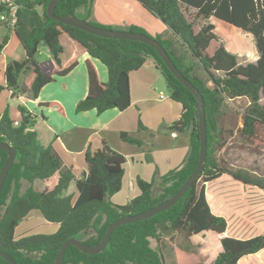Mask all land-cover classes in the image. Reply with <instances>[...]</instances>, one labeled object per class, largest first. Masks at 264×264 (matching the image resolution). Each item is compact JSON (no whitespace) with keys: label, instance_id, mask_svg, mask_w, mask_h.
<instances>
[{"label":"trees","instance_id":"trees-1","mask_svg":"<svg viewBox=\"0 0 264 264\" xmlns=\"http://www.w3.org/2000/svg\"><path fill=\"white\" fill-rule=\"evenodd\" d=\"M88 1L92 0H61L55 14L77 17V9ZM134 1L166 26L171 35L165 38L158 35L153 39L202 96L206 160L200 174L169 209L146 220L117 227L100 254H84L75 247H67L61 264H165L160 246L157 249L150 246V239L160 243V229L181 234L186 242L208 233H225L226 220L213 215L207 204L206 183L228 175L245 186L264 191L263 177L232 166L219 154L227 137H237L253 150H264V103H261L264 101V0ZM49 2L18 0L13 35L24 51V59L6 64L0 95L8 90L12 96L26 95L37 99L42 88L55 77L68 74L75 64L60 67L63 53L60 37L64 35L107 71V82L101 83L91 63L85 62L87 94L77 103L75 111H95L97 114L112 109L124 111L130 105L128 76L150 59L165 80L169 99L178 103L182 110L180 117L167 126L166 131L186 136L189 152L180 170L169 172L158 182L137 178L139 195L119 206L112 203L111 198L121 190L123 155L104 141L97 150L88 147L82 154L85 172L75 178L72 169L64 165L51 145L39 144L35 132L31 131L34 125L32 115L19 107L20 122L15 126L6 109L0 114V142L14 148L17 156L0 191V252L7 254L16 264H54L61 245L69 238L88 247L97 245L114 221L141 214L172 197L195 170L199 158L196 101L171 74L156 51L141 42L102 38L52 20L46 14ZM77 18L87 22L86 17ZM211 18L249 34L258 55L256 62L240 64L222 44L209 55L206 50L210 42H218L213 33L214 26L208 23ZM201 21L204 24L195 32L194 24ZM126 32L147 35L137 26H130ZM7 40L6 37L0 42V51ZM40 48L47 49L58 67L56 72L45 74L41 70L36 60ZM28 74L33 75L31 84H20V77ZM240 98L246 99L245 106L229 104ZM42 106L53 107L54 103ZM137 129L146 130L140 121ZM120 139L136 146L143 144L126 133H121ZM6 159L7 153L0 150V170ZM36 182L44 185L42 189L34 187ZM71 183H74L75 194H63ZM23 186L26 188L21 192ZM156 186L159 187L157 191ZM32 212L57 226L56 230L52 234L17 236V227ZM219 244L221 251L211 264H239L243 257L264 249V233L243 240L223 237ZM0 264L8 263L0 257Z\"/></svg>","mask_w":264,"mask_h":264},{"label":"crops","instance_id":"crops-1","mask_svg":"<svg viewBox=\"0 0 264 264\" xmlns=\"http://www.w3.org/2000/svg\"><path fill=\"white\" fill-rule=\"evenodd\" d=\"M99 3L98 0L97 5ZM208 23L214 26L213 33L218 37V42H210L209 46L214 44L215 47L213 46L207 52L209 55H212L215 48L222 44L229 53L236 56L240 64L256 62L258 55L254 46H250L248 51L242 46L233 45L230 40L225 42L222 35H220L223 32L219 30L218 26L226 24L213 18ZM7 31L9 30L0 22V42L4 38H8L0 54L5 53L12 45V41L16 39L13 33L7 35ZM162 32L165 33L161 35L168 37L171 35L164 25L162 26ZM60 43L63 46V53L60 56V67L65 68L72 63L75 64V67L65 76L55 77L53 82L42 88L37 99H32L26 95L12 96L11 91H4L0 95V114L7 109L10 119L15 126H18L20 122L18 108L23 107L29 112L34 118V125L31 131L35 132L39 144L42 146L51 145L64 165L72 169L75 178H79L85 172L86 167L82 154L88 147L92 151L97 150L100 148L101 142L104 141L112 150L123 155L125 163L123 165L124 175L121 190L111 198L112 203L115 205H125L139 195L136 186L137 178L145 182H151L152 180H157L156 182H158L160 177L167 175L169 172L180 170L189 152V140L184 135L168 133L166 128L180 117L182 110L178 103L170 99L165 100L161 106L152 104L155 90L163 89L166 86L165 80L155 68L153 61L148 59L142 68L129 74L130 105L127 109L124 111L112 109L102 114H97L95 111L77 113L75 111L76 105L85 98L88 89L85 62L89 61L91 63L101 83L107 82V71L99 61L90 58L82 48L74 44L66 36L60 37ZM41 49L45 54L44 64L49 65V69L44 71L41 63L38 62L41 70L45 74L56 72L58 67L50 58L47 49ZM42 52L39 50L38 53L43 54ZM249 53H251V56ZM6 64L7 62L2 59L0 62L1 84L5 82L4 69ZM22 76L20 84L24 83L29 86L33 75ZM234 101H244V104H247L246 99L243 98ZM231 102L233 101L229 103ZM45 103H54V106H42ZM139 121L146 128L145 131H138ZM121 133H126L139 139L143 143L142 146L123 142L120 139ZM223 158L226 159L224 156ZM226 161L232 162L228 158ZM231 165L234 166L235 163L232 162ZM210 184H213V188ZM207 186H210V191L209 189L207 190ZM242 188L243 190H241ZM248 188L249 186L235 181L228 175H223L205 184V197L211 213L215 216H222L227 223L225 233L222 235L216 234L218 240L225 237L228 233L236 236L232 238L242 236L238 235L241 234V231L234 233L231 232V228L235 224L237 226L239 222H242L243 218L245 219L248 214V210L243 208L242 200L245 197L244 191L246 189V192H248ZM231 189L237 190V196L240 197V201L236 200L238 202L236 203L232 200L235 204L228 206V211L223 212L220 207V198L232 199V195L229 197V190ZM238 191H241V193H238ZM71 194H75V191ZM121 194L123 196L120 197ZM233 205H235V208L232 207ZM33 213L24 221L30 220ZM233 217H237L239 220L233 223ZM212 234L208 233L202 236L201 239ZM160 248L162 247L160 246ZM246 257H253L257 261L262 260L264 262V249ZM246 257H243L239 264H243L244 261L242 260Z\"/></svg>","mask_w":264,"mask_h":264},{"label":"rangeland","instance_id":"rangeland-1","mask_svg":"<svg viewBox=\"0 0 264 264\" xmlns=\"http://www.w3.org/2000/svg\"><path fill=\"white\" fill-rule=\"evenodd\" d=\"M99 2L100 3L97 5L98 0L88 1L77 9L76 16L86 17L87 22L90 24L114 31H127L130 26H137L143 29L147 36L152 38L165 33L162 32V23L144 11L140 5L133 0H99ZM188 16L189 15H186V17ZM203 24V21L195 23L194 31L197 32L199 27ZM218 28L223 32L220 35H222L225 42L230 40L233 45L242 46L248 51L250 50V46H254L251 36L249 37L246 33L223 24L219 25ZM11 33L10 30L7 31V35ZM161 37L165 38L168 36L161 35ZM213 46L215 47L214 44L209 46L207 52H209ZM39 50L42 52L41 48ZM42 53L43 54L38 53L36 55V60L41 63L42 69L45 71L49 69V65L44 64L45 54L44 52ZM250 54L251 53H249V55ZM2 59L7 63L12 60L21 61L24 59V51L16 39L12 41V45L5 53L0 54V62ZM22 78L23 76L20 77V82H22ZM167 99H169V91L165 86L163 89L155 90L152 104L161 106ZM261 103L263 104L264 101L261 100ZM229 104L234 107L245 106L244 101H233ZM224 144V148L219 153L222 157L224 156L226 159H231V161L235 163L234 166L236 168L246 170L249 173L264 178V150H253L252 146L242 143L237 137H227ZM232 162L229 163L231 164ZM42 186L44 185L40 182L34 184L36 189H42ZM210 186L213 188V184H210ZM210 186H207V190L209 189V191ZM25 188L26 186H23L21 192H23ZM155 189L157 191L159 187L156 186ZM241 190H243V188ZM248 190L249 191L246 192L245 189V197L242 199L243 208L248 210V214L245 216V219L243 218L242 222H239L237 226L235 224L231 228V232L234 233L236 231H241V234L238 235L242 236L234 239L243 240L264 233V191L252 187H249ZM73 191H75V189L72 183L63 194H71ZM236 191L234 189L229 190V197L232 195V199L220 198V207L223 212H227L228 206L235 204L232 200L234 202H236V200L240 201V197L237 196L238 194ZM238 193H241V191H238ZM121 196H123V194H121L120 197ZM232 207L235 208V205ZM33 216H31L30 220L23 221L19 224L16 229L17 236L28 234H52L56 230L57 226L45 222L37 212H34ZM237 220H239V218L233 217L232 222L234 223ZM164 229H160V243L158 244L154 239H150V246L153 249H157L159 246L162 247L161 250L165 258V264H211L221 248L216 234L208 235L204 239H201L202 236L191 238L186 242L181 234H173L168 232L166 228ZM225 237L232 238L236 236H232L228 233ZM242 261H244L243 264H264L262 260L257 261V259L253 257H246Z\"/></svg>","mask_w":264,"mask_h":264},{"label":"water","instance_id":"water-1","mask_svg":"<svg viewBox=\"0 0 264 264\" xmlns=\"http://www.w3.org/2000/svg\"><path fill=\"white\" fill-rule=\"evenodd\" d=\"M60 1L61 0H50V2L48 3L46 7V14L50 19L55 20L63 25L71 26L86 33L99 36L102 38L141 42L152 47L156 51V53L160 57L161 61L165 64L167 69L178 80V82H180L192 94V96L196 101L195 109L197 111V116H198L200 147H199V158L195 170L192 172V174L187 178V180L181 185V187L176 191V193L172 197H170L167 201L161 203L160 205L150 210H147L141 214L124 217L114 221L106 228L102 240L95 246L92 247L85 246L74 238L67 239L61 245L56 255L54 264H61L64 252L66 248L69 246L75 247L77 250H79L84 254H91V255L100 254L107 247L111 233L117 227L146 220L150 217H153L169 209L184 195V193L187 191V189L190 187V185L193 183L196 177L200 174L207 155L206 124H205L202 96L200 95L198 90L184 76H182V74L178 71V69L173 65V63L171 62L170 58L168 57L167 53L162 48V46L156 40L144 34L131 33L126 31H114V30L99 28L75 16L58 17L55 14V8L57 7ZM0 150H4L7 153V159L2 169L0 170V191H1L4 180L12 166V163L14 162L17 156V151L3 142H0ZM0 257L3 258L8 264H16L4 252H0Z\"/></svg>","mask_w":264,"mask_h":264},{"label":"built area","instance_id":"built-area-1","mask_svg":"<svg viewBox=\"0 0 264 264\" xmlns=\"http://www.w3.org/2000/svg\"><path fill=\"white\" fill-rule=\"evenodd\" d=\"M18 0H0V22L13 33L17 22Z\"/></svg>","mask_w":264,"mask_h":264}]
</instances>
